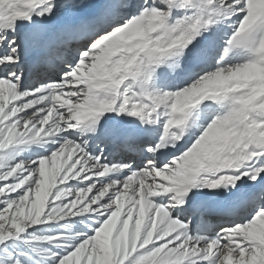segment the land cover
<instances>
[{
  "label": "snow or ice",
  "instance_id": "6c2138e0",
  "mask_svg": "<svg viewBox=\"0 0 264 264\" xmlns=\"http://www.w3.org/2000/svg\"><path fill=\"white\" fill-rule=\"evenodd\" d=\"M0 264H264V0H0Z\"/></svg>",
  "mask_w": 264,
  "mask_h": 264
}]
</instances>
